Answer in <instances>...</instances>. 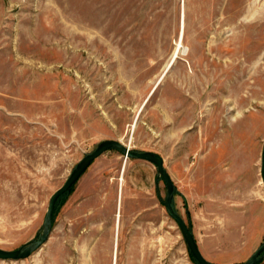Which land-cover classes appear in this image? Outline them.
<instances>
[{
  "label": "rangeland",
  "instance_id": "374dc122",
  "mask_svg": "<svg viewBox=\"0 0 264 264\" xmlns=\"http://www.w3.org/2000/svg\"><path fill=\"white\" fill-rule=\"evenodd\" d=\"M106 140L163 157L204 255L244 264L247 230L264 233V0H0V248L39 239ZM157 177L107 150L43 247L0 264H113L117 232L118 264H199Z\"/></svg>",
  "mask_w": 264,
  "mask_h": 264
},
{
  "label": "water",
  "instance_id": "95a60500",
  "mask_svg": "<svg viewBox=\"0 0 264 264\" xmlns=\"http://www.w3.org/2000/svg\"><path fill=\"white\" fill-rule=\"evenodd\" d=\"M118 149L120 150L126 158H135L149 161L157 166L158 177L163 178L166 186L167 193L165 199L163 200L165 208L168 214L175 219L178 223L182 234L189 246V249L197 262L199 264H215L207 260L202 254L199 245L196 241V238L189 228L185 220L180 216L173 206L175 184L165 168L164 159L155 152H138L132 150L130 146H126L118 140H106L102 142L98 148L92 153L84 157L74 168L71 175L66 180L65 184L57 189L54 194L51 196L49 201L48 210L44 220L41 236L38 240L30 243L27 247L19 250L9 251L0 248V258L1 259H12V260H22L30 257L35 252L40 250L43 245L49 240L51 232L53 230V217L56 208V204L59 198L68 192L81 178V176L86 172V170L91 166V164L100 157L104 152L109 149ZM262 180L264 182V150L262 156ZM264 260V244H262L245 262L244 264H260Z\"/></svg>",
  "mask_w": 264,
  "mask_h": 264
},
{
  "label": "bare ground",
  "instance_id": "6f19581e",
  "mask_svg": "<svg viewBox=\"0 0 264 264\" xmlns=\"http://www.w3.org/2000/svg\"><path fill=\"white\" fill-rule=\"evenodd\" d=\"M183 13V31H182V37H181V40L180 41H178V47H177V50H176V52H175V54H174V56H173V58H172V62H174V61H176V58H178L179 57V55H180V53H181V51H182V48L184 47V45H183V40H184V29H185V12H184V10L182 11ZM182 28V27H181ZM170 66V65H169ZM168 66V67H169ZM162 77H164V74H163V76ZM124 174L122 175V178L120 179L121 180V184H122V188H123V181H124ZM121 195H122V193H120ZM120 197V196H119ZM120 199H122V196H121V198ZM120 204H121V201H120ZM116 220H117V226H118V231H119V228H120V225H121V220H122V214H121V211H119V212H117V215H116ZM117 235H118V237H117ZM119 232H117V234H116V237H115V244H114V256H113V264H118V252H119Z\"/></svg>",
  "mask_w": 264,
  "mask_h": 264
},
{
  "label": "crops",
  "instance_id": "0c3cea01",
  "mask_svg": "<svg viewBox=\"0 0 264 264\" xmlns=\"http://www.w3.org/2000/svg\"><path fill=\"white\" fill-rule=\"evenodd\" d=\"M247 237H246V240H247V246H248V249H247V252L245 254L244 257V260L246 261L264 242V233H261L260 235L256 234V235H251L249 233V231L247 230ZM194 234V233H193ZM249 234H250V238H249ZM195 236V234H194ZM196 238V236H195ZM196 241L198 243V240L196 238ZM199 245V244H198ZM200 248V247H199ZM201 250V249H200ZM202 254L204 255L203 251L201 250ZM204 257L207 259V260H211V262H214L212 259H208L206 257V255H204Z\"/></svg>",
  "mask_w": 264,
  "mask_h": 264
},
{
  "label": "built area",
  "instance_id": "2783aa9c",
  "mask_svg": "<svg viewBox=\"0 0 264 264\" xmlns=\"http://www.w3.org/2000/svg\"><path fill=\"white\" fill-rule=\"evenodd\" d=\"M260 264H264V260Z\"/></svg>",
  "mask_w": 264,
  "mask_h": 264
}]
</instances>
